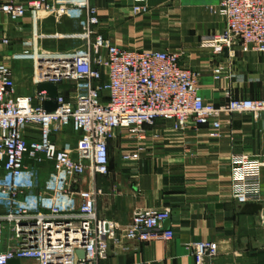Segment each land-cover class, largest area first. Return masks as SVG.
Returning <instances> with one entry per match:
<instances>
[{
  "label": "built area",
  "instance_id": "2783aa9c",
  "mask_svg": "<svg viewBox=\"0 0 264 264\" xmlns=\"http://www.w3.org/2000/svg\"><path fill=\"white\" fill-rule=\"evenodd\" d=\"M132 10L137 14L150 9L145 0H135ZM43 11L77 20L79 44L70 50L46 51L24 41L21 51L10 57L32 62L36 88L31 95H18L4 57L12 41L0 32V264L11 259L21 264H96L118 235L138 242L173 239V230L163 226L170 217L167 208L138 209L125 226L98 217L96 199L101 191L82 188L84 176L108 174L109 141L120 130L137 142L134 149L121 153L128 161L143 151L140 142L158 120L181 132L206 127L208 136L216 139L221 115L250 113L264 121V99L231 98L220 106L205 101L199 93V72L185 66L178 52L112 44L99 32L98 10L89 0H69L68 5L0 0V14L12 22ZM215 12L225 25L204 40V46L216 54L233 53L235 48L264 53V0H218ZM222 71L223 66L216 64L213 78L220 79ZM45 82L57 86L52 111L44 108L46 91H38ZM63 84L69 86L62 88ZM66 128L79 135L74 146L57 140ZM41 164L50 166L48 185L31 193ZM263 165L246 154L231 156V195L237 203L263 200L259 180ZM188 247L193 264H215L216 242L194 241ZM77 250L84 251L82 259Z\"/></svg>",
  "mask_w": 264,
  "mask_h": 264
},
{
  "label": "crops",
  "instance_id": "0c3cea01",
  "mask_svg": "<svg viewBox=\"0 0 264 264\" xmlns=\"http://www.w3.org/2000/svg\"><path fill=\"white\" fill-rule=\"evenodd\" d=\"M69 4V0H50ZM99 14L98 30L112 44L130 50L178 52L181 62L199 72V93L215 105L231 98L264 99V53H242L235 48L216 54L203 41L221 32L225 20L215 9L218 0H145L149 11L135 14V0H89ZM12 44L5 50L18 95H31L33 65L28 59H12L24 41L46 51H65L79 44L77 20L70 15L27 13L18 22L0 14V32ZM216 64L223 66L213 78ZM63 84L62 88H67ZM220 137L208 136L206 127L176 131L158 120L143 151L124 161L121 153L137 142L120 130L109 141V171L86 173L82 188L100 190L96 212L125 226L138 209H169L165 228L174 232L169 241L138 242L118 235L108 253L96 264H193L188 243L201 240L218 245L215 264H264V212H244L246 204L231 195L230 158L246 154L264 161V121L250 113L220 116ZM154 133L157 136H153ZM79 135L71 128L57 136L59 144L73 143ZM260 203L264 206V165L259 168ZM78 201V200H77ZM76 201V202H77Z\"/></svg>",
  "mask_w": 264,
  "mask_h": 264
},
{
  "label": "water",
  "instance_id": "95a60500",
  "mask_svg": "<svg viewBox=\"0 0 264 264\" xmlns=\"http://www.w3.org/2000/svg\"><path fill=\"white\" fill-rule=\"evenodd\" d=\"M46 91L47 93V100L44 102V108L47 111H52L56 108L55 98L57 95V86L50 82L41 83L38 86V91ZM244 212L253 213L257 211L264 212V206L260 203H248L244 207ZM77 256L82 259L84 257L83 250H77ZM7 264H21L20 260L18 259H11L8 261Z\"/></svg>",
  "mask_w": 264,
  "mask_h": 264
},
{
  "label": "rangeland",
  "instance_id": "374dc122",
  "mask_svg": "<svg viewBox=\"0 0 264 264\" xmlns=\"http://www.w3.org/2000/svg\"><path fill=\"white\" fill-rule=\"evenodd\" d=\"M74 85L71 84L70 87H73ZM76 143L73 142L72 145L74 146ZM50 166L49 164H41L37 165V170L34 174L35 182H33L31 187V193H37L40 188H46L50 179Z\"/></svg>",
  "mask_w": 264,
  "mask_h": 264
}]
</instances>
